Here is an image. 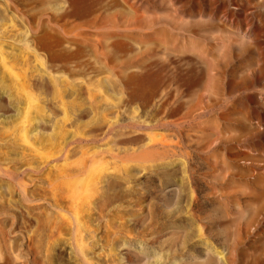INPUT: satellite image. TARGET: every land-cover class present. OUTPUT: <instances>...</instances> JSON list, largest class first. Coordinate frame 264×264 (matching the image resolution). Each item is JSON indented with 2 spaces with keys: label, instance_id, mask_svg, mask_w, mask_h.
<instances>
[{
  "label": "rangeland",
  "instance_id": "374dc122",
  "mask_svg": "<svg viewBox=\"0 0 264 264\" xmlns=\"http://www.w3.org/2000/svg\"><path fill=\"white\" fill-rule=\"evenodd\" d=\"M0 264H264V0H0Z\"/></svg>",
  "mask_w": 264,
  "mask_h": 264
}]
</instances>
